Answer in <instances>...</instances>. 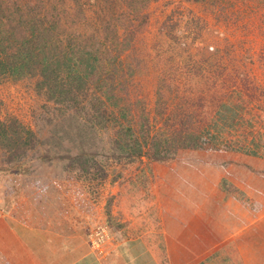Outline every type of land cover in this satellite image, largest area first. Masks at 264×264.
<instances>
[{
  "label": "rangeland",
  "instance_id": "374dc122",
  "mask_svg": "<svg viewBox=\"0 0 264 264\" xmlns=\"http://www.w3.org/2000/svg\"><path fill=\"white\" fill-rule=\"evenodd\" d=\"M77 3L88 18V25L79 27L83 34L124 12L122 0H62L60 6ZM145 13L147 21L136 34L133 50L123 55L137 65L132 96L144 97L151 110L160 79L196 95L200 118L215 137L208 142L212 148L203 149L204 159L188 150L164 161L146 156L128 160L111 151L107 141L112 139L105 134H96V139L107 140L106 152L96 144L99 166L88 172L71 162L75 152L65 153L52 143L37 145L19 161L8 162L0 152V211L13 210L36 181H48L62 205L58 211L46 209L43 217L31 212V223H48L56 213L79 221L98 210L101 225L110 231L116 228V209L152 201L149 192L156 187L163 192L158 195L162 202H177L176 197L182 203L197 202L204 197L215 207L207 208V214L224 216L214 220L215 231L221 227V238L236 235L225 244L228 251L222 249L230 256L207 264H264V0H153ZM215 84L216 95L231 89L226 104L233 106V120L224 109L221 116L215 115L214 93L208 91ZM163 93L169 99L170 93ZM0 100V111L31 129L40 143L54 139L69 146L65 132L72 137L75 131L68 126L69 114L63 117L61 106L38 95L33 80L0 82ZM169 188L177 194H166ZM64 226L61 222L54 227L68 229Z\"/></svg>",
  "mask_w": 264,
  "mask_h": 264
},
{
  "label": "trees",
  "instance_id": "16d2710c",
  "mask_svg": "<svg viewBox=\"0 0 264 264\" xmlns=\"http://www.w3.org/2000/svg\"><path fill=\"white\" fill-rule=\"evenodd\" d=\"M60 1L48 5L47 0H0V82L33 80L35 92L61 106L62 116L69 114L68 126L75 130L72 137L65 132L71 139L68 147L62 140L40 143L31 129L0 111V152L6 160L19 161L37 145L52 143L65 153L75 152L71 162L88 172L99 166L96 144H102L106 152L107 140L102 143L96 134L112 139L107 141L111 151L128 160L146 156L164 161L188 150L204 159L202 151L215 137L200 118L196 95H186L180 91L181 84L160 79L151 110L146 109L144 97L132 96L137 65L123 55L133 50L136 34L147 21L145 9L153 0H122L124 12L96 30L88 27L86 34L79 32L80 26L88 25L83 6H60ZM215 86L208 91L214 93ZM164 90L170 93L169 99ZM228 92L231 89L214 93L215 115L221 116L224 109L233 120V106L226 104ZM54 190L53 183L36 181L25 198L15 203L11 216L27 223L31 212L43 217L46 209L58 211L62 203Z\"/></svg>",
  "mask_w": 264,
  "mask_h": 264
},
{
  "label": "crops",
  "instance_id": "0c3cea01",
  "mask_svg": "<svg viewBox=\"0 0 264 264\" xmlns=\"http://www.w3.org/2000/svg\"><path fill=\"white\" fill-rule=\"evenodd\" d=\"M160 193L154 187L149 192L152 201L116 209V228L110 229L102 254L87 240V232L101 225L98 210L79 221L41 219L40 225L31 219L19 222L11 216L12 209L0 211V264H207L230 256L226 245L236 235L224 236V230L221 238V227L215 231L214 220L224 216L206 213L215 211L214 206L204 197L197 202L182 203L178 197L177 202H162ZM165 193L177 194L171 188ZM61 222L68 229L54 227Z\"/></svg>",
  "mask_w": 264,
  "mask_h": 264
},
{
  "label": "built area",
  "instance_id": "2783aa9c",
  "mask_svg": "<svg viewBox=\"0 0 264 264\" xmlns=\"http://www.w3.org/2000/svg\"><path fill=\"white\" fill-rule=\"evenodd\" d=\"M109 234L110 231L107 226L96 225L87 235L90 247L102 254V246L110 238Z\"/></svg>",
  "mask_w": 264,
  "mask_h": 264
}]
</instances>
